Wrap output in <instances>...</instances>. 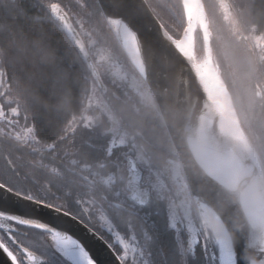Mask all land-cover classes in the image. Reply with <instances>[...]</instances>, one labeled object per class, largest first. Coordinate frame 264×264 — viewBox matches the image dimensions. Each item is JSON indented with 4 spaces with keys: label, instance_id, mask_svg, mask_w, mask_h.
<instances>
[{
    "label": "trees",
    "instance_id": "obj_1",
    "mask_svg": "<svg viewBox=\"0 0 264 264\" xmlns=\"http://www.w3.org/2000/svg\"><path fill=\"white\" fill-rule=\"evenodd\" d=\"M145 1L169 35L179 39L185 26L182 0ZM210 1L215 3L222 26L226 27L227 19H230V27L236 25L242 30L256 33L264 31V0H228L233 9L231 17L227 16L218 0ZM54 2L67 12L81 35L106 86L104 96L121 123L125 124L129 134L138 132L144 137L145 142L139 138L138 140L144 145L145 154L151 164L160 167L167 158L177 157L155 101L152 104L142 99L126 78L112 74V67L122 64L147 86L106 23L96 0H0V104L3 109L7 112L8 108L16 105L18 113L12 115V118H17L22 125H33L39 144H57L56 148H60L69 142L66 147L73 149L68 154V159L79 158L80 163L94 160L96 169L101 168L99 158L106 151L104 148L107 147L111 135L110 131L103 133L104 129L110 127L108 117L104 113L98 116V109L93 107L89 112L94 116L98 133H93L82 123L71 131L65 130L72 117L81 113L93 79L68 38L51 17L49 5ZM203 6L207 14L204 2ZM207 23L211 29L208 15ZM236 34L233 33L234 36ZM193 35L194 51L198 46L204 53V40L198 23L194 26ZM209 43L212 48L211 37ZM250 60L252 66L254 65V74L264 76V57L257 59L255 56ZM220 77L222 79L221 74ZM225 85L239 118L241 114L228 90L229 87L226 83ZM242 98L248 122L245 132L264 177V105L247 100L245 93ZM239 122L241 123L240 118ZM5 124V121L0 120V126L5 127ZM164 137L169 145V150L166 149L165 153L160 148ZM26 145L27 141H19L7 133H0V183L25 196L27 187L16 181L18 178L15 172L18 169L10 170L7 162H11L16 149L25 148ZM118 150L120 148L113 147L112 154ZM120 157L121 155L118 158ZM124 175L125 170L123 174L114 171L111 180L120 184L113 191L118 190L120 197L125 199ZM37 200L67 211L78 209L75 202L57 203L48 197ZM166 207L165 198L151 197L147 205L139 208L143 217L134 216L129 220V228L139 230L136 233L139 245L146 246L142 248L143 255L150 263L161 260L159 255L166 257L167 254H172L175 264H193L191 256L198 252L208 264H212L205 246H202L203 251H196L199 243L186 254L185 263L175 232L168 226ZM192 208L196 215L193 203ZM4 222L9 229L14 228L15 231H0L2 240L7 238L5 233L14 237L19 244L44 257L43 264H71L55 250L49 231L30 224L27 227L13 224L9 219H4ZM209 234L215 255L214 264H218L217 244L212 234ZM158 246L163 248L159 249ZM38 264H41V259Z\"/></svg>",
    "mask_w": 264,
    "mask_h": 264
},
{
    "label": "water",
    "instance_id": "obj_2",
    "mask_svg": "<svg viewBox=\"0 0 264 264\" xmlns=\"http://www.w3.org/2000/svg\"><path fill=\"white\" fill-rule=\"evenodd\" d=\"M96 1L106 23L122 47L119 32L121 24H125L133 34L136 57L141 70L129 59L153 95L160 117L180 162L200 220L212 264H214L215 255L209 233L212 234L214 239L215 236L211 230L205 209H209L215 214L225 231L229 244L227 259L230 263L264 264V177L262 170L260 174L255 170L241 137L227 126L222 125L221 112L215 108L195 72L193 39L191 55H183L175 46V41L178 39H174L169 35L145 0ZM198 1L206 22L207 46L210 49L211 61L219 75L217 66L213 62L209 43L212 32L208 27L207 14L204 10L203 1ZM218 1L223 5L227 16L231 17L233 9L229 1ZM49 12L76 50L92 79L103 93L106 92V86L101 79L98 68L67 12L56 2L49 5ZM197 23L203 35L204 32L199 21ZM192 25L193 18L186 15L185 11V26L181 37L188 32ZM205 49L204 41V52ZM221 82L223 83L222 80ZM261 90L264 96V85L261 86V89L256 88L258 97L261 96ZM231 105L238 126L247 139L232 102ZM198 130L203 133L207 143L217 151L233 153L239 165L247 173L236 178L233 184L228 186L207 173L196 160L188 143V138L195 137ZM247 142L249 143L248 139ZM125 160L127 199L136 205L144 206L150 197L149 189L148 187H141V171L133 157L128 154ZM252 180L255 181V190L261 200V205L255 207L253 216L248 218L243 211L240 195ZM0 194L4 197L3 203L0 204V211L10 214L24 224L35 225L49 232V229H59L63 234L72 235L90 251L96 264H121L112 248L97 233L68 212L10 190L1 183ZM77 204L85 212L81 201L77 200ZM175 212L177 213L176 206ZM4 219L6 218H0V229H3V231L9 229ZM31 254H36V264H38L40 256L30 250Z\"/></svg>",
    "mask_w": 264,
    "mask_h": 264
},
{
    "label": "flooded vegetation",
    "instance_id": "obj_3",
    "mask_svg": "<svg viewBox=\"0 0 264 264\" xmlns=\"http://www.w3.org/2000/svg\"><path fill=\"white\" fill-rule=\"evenodd\" d=\"M229 20L230 19H227L226 23H228V25L224 27L220 24L219 16L217 14L216 28L219 36L221 37V41L220 44H217V38H215L214 34L212 33L211 52L213 62L217 66L219 74H221L214 55H219L220 58H223V54H227L228 57L229 54L239 55L242 60H246V62L242 63V69L236 68L239 72L235 73L233 76L235 85H237L239 88L238 90L241 97L240 103L243 108L244 100L242 98V94L245 93L247 94V100L251 99L253 102H257L259 105H264V96L262 90L260 97L257 96L256 92V88L261 89V86L264 85V76L254 74V65L252 66L250 63V58L255 57L257 53L255 50L250 49L246 39L244 38L248 37L247 32L250 30H242L241 27L236 25H231L230 27ZM233 33H237V36H234ZM239 37H242V40L239 39ZM216 45L219 47L220 53L218 52ZM231 48H233V50H231ZM253 96L256 98V100L253 98ZM243 110V115L245 114L246 116L245 109L243 108ZM95 123L96 122L93 121L89 125H84L83 123L82 125L89 128L93 133H98L99 130L96 129ZM122 126L129 134L125 124L122 123ZM106 131H109V129H104L103 133ZM129 135H131L130 140L136 141L137 145L145 153V149L143 148L144 145L139 142V140H143V142H145L144 137L138 132ZM133 141L114 146L120 148V150L114 154H112V149L108 150L107 145V147L104 148L106 151L104 152L103 156L99 158L101 165L100 169H96L94 166V160L87 163H80L79 158L74 157L68 159V154L71 152V149H73V147L71 148L70 146L66 147L69 142L63 144L60 148H56L57 144L43 146L32 141L28 142L27 140V145L25 148L23 147L21 149L15 150V156L11 159L13 164H10L11 162L9 161L7 164L9 163L11 165L10 167L8 164L10 170H14L15 168L18 169V171L15 172V176L18 178L16 181L27 187V197L34 200H37V198L40 197H48L51 199V201L64 204L75 202L78 209L67 211L63 208L61 210L66 211L77 219L81 220L90 229L97 233L112 248L121 264H145L146 262H148V264H175L174 256L172 254H167L166 257L159 255L161 260L156 261V263H150L145 255H143L142 251V248L146 246L139 245L136 234L139 233V230L129 228V220L131 217H143V214L139 213V208L147 205L150 198L154 197L151 195L149 187L146 186L142 181L143 170L134 157L135 146L133 145ZM161 142L162 144L160 145L162 146H160V148L165 153L166 149L169 150V145L165 137ZM128 150L130 151L128 152ZM128 154L133 157L139 170L141 171V187H148L149 189L150 197L144 206L136 205L135 203L129 201L126 196L127 191L125 190V180L127 170L125 157ZM119 155H121L120 158H118ZM172 158L178 159V157ZM147 159L149 160L148 156ZM168 159L169 158H167V160ZM14 164L16 166H14ZM149 164L152 167L158 168L160 170H162L164 165L163 164L160 167L153 166L150 160ZM124 170L125 199L120 197V192L118 190L113 191V189H117L120 184L111 180V176L114 171L123 174ZM115 198H118L119 200H115ZM77 200L81 201L85 212L77 204ZM175 206L176 205H174V207ZM55 207L59 208L58 206ZM166 210L168 226L174 230L178 243H186L189 239V233L185 230V223L180 215L178 207L177 213L175 210L173 211L174 217L169 214L167 207ZM194 216L195 223L198 225V230L196 231V241L187 251L184 253L181 251L183 253L182 257H184L185 263L187 261L186 254L189 251H192L191 249L195 244H200V246H197L196 251H203L202 246L207 248L197 212ZM158 248H163V246H158ZM144 257L146 258L145 260ZM191 258L193 264H208L205 258L198 255V252L195 256H191Z\"/></svg>",
    "mask_w": 264,
    "mask_h": 264
},
{
    "label": "rangeland",
    "instance_id": "obj_4",
    "mask_svg": "<svg viewBox=\"0 0 264 264\" xmlns=\"http://www.w3.org/2000/svg\"><path fill=\"white\" fill-rule=\"evenodd\" d=\"M203 2L206 6L208 20L211 25V32L214 34L215 38H217L216 43L220 44L221 37L219 36L216 28L217 11L215 10V3L213 1L211 2L210 0H203ZM186 15L188 14L186 13ZM197 22V20H193L192 28ZM203 32L205 46L208 47V35L205 31ZM247 35L248 37L244 38L246 39V42L248 43L250 49L256 51V58L260 59L264 57V31L256 33L250 30L249 32H247ZM217 50L218 52L220 51L218 46ZM231 50H233V48H231ZM202 55V48L197 46L194 55L195 62H199L202 59ZM222 56L223 58H220L219 55H214V58L217 61V64L221 71L222 79L229 87L228 90H230L233 100L236 103L237 109L241 114L239 115V118L241 120L240 124L241 128L245 131L247 130L248 122L245 114L243 115L244 110L240 103L241 97L238 90L239 88L237 85H235L233 76L235 75V73L239 72L237 69H242V63L246 62V60H242L239 55L229 54L228 57L227 54H223ZM111 72L114 75L126 78L129 82V85L134 89L136 93L139 94L142 99L154 104L153 95L149 88L145 86L140 79H137L136 76L133 75L127 67H124L122 64H116L112 67ZM93 107L98 109V116L101 113H104L108 117V120L110 122L109 131L111 132V135L108 142V150H111L116 145H121L129 141H133L130 140L131 135L126 132V130L122 126L121 120L112 109L111 105L105 98L104 93L101 91L94 80H92L90 84V88L87 93L85 104L81 113L72 117L65 130L71 131L74 129V127H76V125L80 123H83L84 125L91 124L94 121V116L91 114V112H89V109ZM17 113L18 109L16 105L8 108L6 112V110L3 109L0 104V120L6 122L5 127L0 126V133H7L9 136H12L19 141L31 140L32 142L39 144L35 138L33 125H22L17 118H12V115H15ZM133 145L135 146L134 157L143 170L142 181L146 186L149 187L151 195L157 198H165L167 201L169 214L173 217V211L175 210L173 209L175 208L174 205L178 207L180 215L185 223V230L189 233V239L186 243L179 242L181 251L184 253L196 241V231L198 230V225H196L195 223V214L192 208L193 201L187 183L185 181L180 162L177 158L171 157L163 165L162 170H160L158 168L152 167L149 164L147 156L137 145L136 141H133ZM0 241H2L1 237ZM145 259L146 258L144 257V260ZM145 264H148V262H146Z\"/></svg>",
    "mask_w": 264,
    "mask_h": 264
},
{
    "label": "bare ground",
    "instance_id": "obj_5",
    "mask_svg": "<svg viewBox=\"0 0 264 264\" xmlns=\"http://www.w3.org/2000/svg\"><path fill=\"white\" fill-rule=\"evenodd\" d=\"M183 4L186 13L192 16L193 20L199 21L203 31L207 33L206 22L204 20V13L199 1L183 0ZM119 32L121 37V43L125 51L127 52L129 58L132 60L135 66L139 70H141L136 57L133 34L130 32V30L125 24H121ZM192 39L193 35L191 27L186 34H184L180 39L175 41V46L183 55L189 56L192 52ZM194 69L203 87L205 88L208 97L213 102L215 108L219 112H221L222 125L227 126L236 135H239L241 137V139L246 145L247 153L250 159L252 160L253 165L255 166V170H257V173L260 174L261 167L257 155L250 146V144L247 142L245 135L242 133L241 129L238 126L237 119L233 111L228 93L211 61L209 47H206L202 59L199 62L195 63ZM188 143L193 155L195 156L199 164L202 166V168L223 184L227 186L232 185L233 181L236 178L244 176L247 173V171H245V169H243L239 165V162L235 155H233V153H221L217 151L214 147L207 143L203 133L200 130L195 133V137L188 138ZM240 198L245 215L248 218H251V216H253L254 214L253 209L261 205V200L255 190L254 180H252L251 183L242 191ZM205 211L208 217L211 230L217 241L218 264H232L227 259L229 244L225 231L223 230L215 214L209 209H205ZM49 230L52 237L54 234L53 229ZM60 235L63 236L64 234L60 232ZM55 250L61 256H63L58 249L55 248Z\"/></svg>",
    "mask_w": 264,
    "mask_h": 264
},
{
    "label": "snow or ice",
    "instance_id": "obj_6",
    "mask_svg": "<svg viewBox=\"0 0 264 264\" xmlns=\"http://www.w3.org/2000/svg\"><path fill=\"white\" fill-rule=\"evenodd\" d=\"M3 200L4 197L0 194V204L3 203ZM0 218L9 219L13 224H22L25 227L30 226L3 211H0ZM0 231H3V229H0ZM14 231V228L8 229L9 233ZM53 233L51 239L54 241L55 248L71 264H96L90 251L72 235L66 233L61 236L59 229H53ZM5 236L7 238L0 241V264H36V254L30 255V250L18 244L14 237L8 236L7 233H5ZM40 259L41 264H43L44 257H40Z\"/></svg>",
    "mask_w": 264,
    "mask_h": 264
}]
</instances>
